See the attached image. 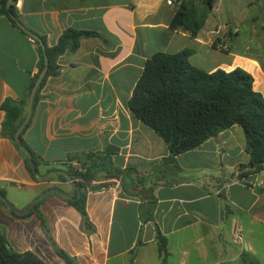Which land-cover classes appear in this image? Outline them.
<instances>
[{
  "label": "crops",
  "instance_id": "obj_1",
  "mask_svg": "<svg viewBox=\"0 0 264 264\" xmlns=\"http://www.w3.org/2000/svg\"><path fill=\"white\" fill-rule=\"evenodd\" d=\"M256 3L214 0L212 17L191 37L170 27L177 0H15L16 18L48 46L67 28L97 33L57 58L59 73L46 79L24 126L39 173L52 171L45 179L26 167L1 107L27 96L37 43L0 12V190L6 200L20 211L49 188L70 193L62 172L67 158L106 148L116 166L137 172L126 191L119 179L98 173L92 183L109 184L86 194L93 230L84 229L69 197L56 192L39 199L43 221L0 199V228L14 251H32L46 264H66L55 248L72 264H233L256 257L254 241L264 239V168L238 179V166L248 161L242 128L234 124L177 155L175 166L163 161L169 154L163 139L127 105L145 60L184 48L193 50L189 62L206 72L244 69L264 97V37L254 38L246 26L248 41L240 39ZM27 108L28 102L24 119ZM157 233L166 239V254L159 253Z\"/></svg>",
  "mask_w": 264,
  "mask_h": 264
},
{
  "label": "trees",
  "instance_id": "obj_2",
  "mask_svg": "<svg viewBox=\"0 0 264 264\" xmlns=\"http://www.w3.org/2000/svg\"><path fill=\"white\" fill-rule=\"evenodd\" d=\"M6 1L0 0V12L18 27L7 12ZM14 1L10 4V10L16 17ZM213 2L214 0H199V3L196 0H177L170 27L186 31L194 37L206 20L212 17ZM32 34L43 42L45 49L43 51L40 42L30 34L37 43L39 59L37 72L29 83L28 94L17 103L5 101L1 106L5 110L4 128L13 141L17 128L24 120L22 114L30 91L44 67V54L48 60L47 71L36 89L32 108L41 96L40 90L46 79L59 73L57 58L67 50H76L81 38L97 35L94 31L67 28L60 34L56 44L48 46L44 36L33 32ZM217 44L218 41L215 40L214 46ZM192 52L191 48H184L176 53L156 52L149 56L128 99V108L137 119L163 139L169 151L167 158L163 160L165 163L177 166V155L197 147L208 138L236 124L244 132L245 151L248 155V161L238 166V179L260 172L264 168V97L253 89V77L240 67L232 70L218 68L206 72L189 62ZM25 127L21 131L20 139L32 153L34 163L38 165L36 155L22 138ZM113 153L110 148H106L82 157L70 156L65 161L66 172L75 183L74 192L67 201L80 213L84 229L93 230L86 212L87 192L109 184H93L92 181L96 180L98 173L103 172L105 178L119 179L121 188L125 191L126 181L134 185L133 182L137 180L134 169L121 168L112 162ZM22 154L26 167L35 177L28 158ZM74 160L79 163L81 170L71 164ZM0 191L4 194L3 190ZM39 202L40 200L34 204L28 214L36 213L43 221L37 209ZM0 203L4 205L1 200ZM157 241L159 253L166 254V239L157 233ZM55 251L66 264L73 263V259L62 249L55 248ZM243 261L246 264H256L248 257H244ZM0 264L46 263L32 251H14L0 228Z\"/></svg>",
  "mask_w": 264,
  "mask_h": 264
},
{
  "label": "water",
  "instance_id": "obj_3",
  "mask_svg": "<svg viewBox=\"0 0 264 264\" xmlns=\"http://www.w3.org/2000/svg\"><path fill=\"white\" fill-rule=\"evenodd\" d=\"M13 0H7L6 1V9H7V12L9 14V16L15 21V23L18 25V27H20L21 29H23L24 31L28 32L29 34L33 35L41 44L42 48H43V51L45 49V46L43 44V42L37 37L35 36L34 34H32V32H30L24 25H22L20 23V21L12 14L11 10H10V4ZM45 55V60H44V67L43 69L40 71V73L38 74V77L30 91V94H29V100H28V108H27V114H26V117L25 119L22 121V123L19 125V127L17 128L16 132H15V135H14V140L18 146V148L25 154V156L28 158V162H29V165H30V168L32 170V172L35 174V176L38 178V179H45L52 171H50L48 174H44V175H41L38 171V168H37V165L34 163V160H33V156H32V153L27 149V147L22 143L21 139H20V134H21V131L23 130L25 124L27 123V121L29 120V117L31 115V111H32V104H33V97H34V94L36 92V89L41 81V79L43 78V76L46 74V71H47V66H48V60L46 58V54ZM63 174L68 178V180L70 181L71 183V186H72V191L70 193H65L63 191H61L59 188L57 187H52V188H49L45 191H43L42 193H40L37 197H35V199H33V201L23 210H20L18 211L17 209H15L13 207V205L6 200L5 196L0 192V199L6 204V206L11 209L12 211H14L15 213L19 214V215H24L26 214L27 212H29L32 207L34 206V204L36 203V201H38L40 198H42L45 194L47 193H50V192H56V193H59L61 195H64L65 197H70L73 192H74V189H75V183H74V180L72 179V177L65 171H62Z\"/></svg>",
  "mask_w": 264,
  "mask_h": 264
},
{
  "label": "rangeland",
  "instance_id": "obj_4",
  "mask_svg": "<svg viewBox=\"0 0 264 264\" xmlns=\"http://www.w3.org/2000/svg\"><path fill=\"white\" fill-rule=\"evenodd\" d=\"M199 3V0H196ZM244 24V29L241 30L240 39L243 42L248 41V35L246 34L245 27H252L251 33L254 34V38L261 40L264 37V0H257L255 7L249 15L247 22ZM261 58L264 62V56ZM257 254L256 257H249L248 259L254 261L256 264H264V239L254 241ZM243 261V260H242ZM238 260L233 264H246L244 261Z\"/></svg>",
  "mask_w": 264,
  "mask_h": 264
},
{
  "label": "built area",
  "instance_id": "obj_5",
  "mask_svg": "<svg viewBox=\"0 0 264 264\" xmlns=\"http://www.w3.org/2000/svg\"><path fill=\"white\" fill-rule=\"evenodd\" d=\"M217 47L221 50H227L228 49V45L226 43H218L217 44ZM71 164L75 167V168H78L79 170H81L80 168V165L77 161H72ZM235 236L238 240H241L242 239V235H241V232L239 231V228L236 226L235 227Z\"/></svg>",
  "mask_w": 264,
  "mask_h": 264
}]
</instances>
